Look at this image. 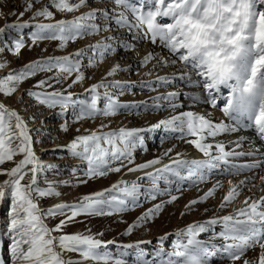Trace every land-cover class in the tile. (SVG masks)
Returning a JSON list of instances; mask_svg holds the SVG:
<instances>
[{"label":"snow or ice","instance_id":"1","mask_svg":"<svg viewBox=\"0 0 264 264\" xmlns=\"http://www.w3.org/2000/svg\"><path fill=\"white\" fill-rule=\"evenodd\" d=\"M110 7L91 9L72 19L56 21V13L66 14L79 12L89 6V0H24V10L19 12L14 23L0 27V52L5 50V36L12 41L15 54L19 55L25 47L22 30L35 27L30 40L33 45L41 41H57L59 49L75 43L86 36H94L110 32L114 23L117 30L130 34L137 43L147 42L159 45L167 55H158L148 51L140 60L141 67H147L155 61L146 75L159 67H176L178 71L171 76L157 75L148 85L155 90L156 85H170L174 80L200 88L206 95L203 102L220 111L231 124L223 121L214 122L209 116L193 111L176 113L182 104L177 103L180 93L169 91L155 96L151 105L143 103V107H151L153 111L163 106L171 108L173 114L161 119L148 128H119L104 132L106 124L87 135H76L65 147L72 157L86 162L84 175L87 180L103 178L109 173H119L127 169L129 173L144 172L131 183L120 181L110 188L92 194L83 195L73 203H56L42 209L38 203L43 198H58L60 185L68 186L66 180H47L46 187H41L38 179L46 170L59 174L54 165L45 166L32 148V137L23 118L15 111L0 103V165L13 161L17 155L23 158L9 170L0 169V175L9 179L0 184V202L7 197L11 199V210L8 219L0 230V235L8 238V251L13 264H129L127 253L99 251L108 245H116L114 240L104 241L96 238L103 232L85 235L83 233L68 234L64 229L78 223L79 217H103L122 215L134 211L148 200H156L158 196L170 195L166 203L178 199L161 189L160 181L171 185L173 178L180 181H191L197 186L206 180L204 170L226 166L225 171L231 175H239L242 171L260 168L259 161L236 164L230 158L255 156L259 149L253 151H237L244 142L243 137L235 142L232 150H226L223 143H208L209 138L218 135L235 133L241 129H251L264 141V0H106ZM41 5L36 8V5ZM35 11L33 12V9ZM32 12L31 20L43 18L54 23L23 22L25 13ZM16 15L15 12L12 13ZM102 20L103 24L93 21ZM163 21V22H162ZM17 33L16 37L11 35ZM115 42V43H114ZM117 47L126 51H135L136 45L128 39L106 36L104 40L77 50L71 55L48 57L36 60L23 68L8 73L0 78V94L12 96L18 86L39 73L54 75L38 80L34 89L27 91L39 105L48 109L59 108L63 117L71 110L76 122L94 120L98 117L116 116L122 109L141 107L120 103L110 89H120L125 85L116 81L106 83V77L114 76L121 71L119 64L112 66L100 82L85 89V98L75 99L69 89L82 84L85 79L83 68H95L116 52ZM86 59V63L84 60ZM6 67L0 63V69ZM66 87H63L65 82ZM56 85H61L57 88ZM51 89V90H49ZM227 89V96L222 95ZM103 90V92H101ZM193 102L201 100L200 94L189 97ZM223 100V106L219 101ZM162 129L165 133L179 135L176 139L184 140L203 154L205 159L187 160L172 159L171 164L161 168V159H152L136 164L134 153L143 148L142 133ZM69 125L62 124L61 131L67 132ZM80 130L77 128L76 130ZM189 137H195L189 139ZM164 138H162L163 140ZM18 142V143H17ZM15 144V147L13 145ZM215 149V153L212 149ZM172 152L169 148L164 155ZM178 156L182 154H177ZM30 166V167H29ZM155 169L154 171H147ZM186 171V175L183 173ZM75 174L76 169H72ZM28 177V182L21 181ZM81 180L80 183H87ZM147 180L150 184L142 188L139 181ZM264 184V176L260 177ZM247 180H240L233 185L229 181V190L219 205L221 211L226 209L243 191ZM223 185L218 181L199 199L192 200L186 209L206 202L213 197ZM245 199L246 207L234 213L213 216L203 223L189 225L178 231L172 250L167 251L165 241L167 235L159 238L158 244L151 251L141 250L131 264H212L214 260H226L229 264H264V197L259 200ZM165 204L157 203L142 215L128 224L124 235H131L135 229L152 221L163 210ZM52 227L47 221L57 220ZM123 222V221H122ZM220 230L216 231V226ZM90 232L91 230L88 229ZM59 233V235H56ZM208 233L206 239L201 234ZM182 238V239H181ZM221 241V243H217ZM143 241L136 245H117L118 248H139ZM148 243H151L150 241ZM2 244V242H0ZM259 248L256 258H245L250 250ZM65 253H76L81 259L65 258ZM0 264H4L0 260Z\"/></svg>","mask_w":264,"mask_h":264},{"label":"rangeland","instance_id":"2","mask_svg":"<svg viewBox=\"0 0 264 264\" xmlns=\"http://www.w3.org/2000/svg\"><path fill=\"white\" fill-rule=\"evenodd\" d=\"M73 2H78V0H73ZM135 2V0H134ZM24 0H0V27L5 26L8 23H14L18 19L19 12L24 10ZM106 7H110L106 1L101 0H89V6L82 8L79 12L74 13H66L65 17H61L58 15V20L61 19H72L75 16L82 15L90 11L91 9H104ZM8 11V12H7ZM15 12L16 15L12 13ZM32 12L25 13L24 18H27V21L31 24L35 25L36 23H45L43 18L38 20H31ZM61 18V19H60ZM96 23L103 24L102 20L93 21ZM163 22V21H162ZM112 30L110 32H103L94 36H86L83 39H78L77 41L83 40L87 43V48L91 44H95L98 41L104 40L106 36L112 35L121 39H128L133 44L136 45L135 51H126L117 47L118 52H122L124 55L112 54L106 57L103 61L107 66H114L116 64L120 65L121 71H118L114 76L107 77L105 82L112 83L119 81L123 85H125V89L123 90V94H121L120 89H110L111 92L119 93L120 98L118 99L120 103L129 104V105H141L139 109L137 107H131L128 109H122L115 117L129 115L130 118L141 120L142 117H147L150 120L158 117L161 112H165L169 107L167 105L163 106L160 110L153 111L151 107L145 109L143 107V103L147 102L151 105V101L155 96L164 94L169 91L179 92L181 95L177 101V103L182 104L183 108H188L190 110V98L188 95V91L186 87H184L183 82L173 81L170 85H156L155 90H151L148 85L151 84L157 75L159 76H171L172 73L166 69L165 67H159L155 71L152 72V75H146L149 69L152 68L154 63H150L147 67H141L140 62L134 66H128L129 59L134 56L142 58L143 55L146 54V43L147 42H139L137 43L134 39L131 38L130 34H125L123 30H117L115 24L113 23L111 26ZM35 27H30L22 30L21 35L24 38L25 47L21 49L19 55L15 54L14 45L12 41L8 40L7 35L5 36V50L0 52V63L6 65L3 69H0V78L5 77L8 73L14 72L20 68H23L25 65L32 63L36 60L46 59L48 57H62L65 55H71L72 51L70 46H67L64 49L56 48L53 50V45L58 44L57 41H41L36 45H33L30 40L31 32L35 31ZM11 35L13 37L17 36V33L12 32ZM115 43V42H114ZM153 50H162V47L158 44L152 45L148 43ZM53 48V49H52ZM53 50L50 55L48 54V50ZM37 52H33V51ZM121 50V51H120ZM127 55V56H126ZM131 57V58H130ZM128 61V62H127ZM86 63V59L84 60ZM90 68H83V71H87ZM53 75V73H39L37 76L29 78L24 81L22 84L18 86L17 91L10 97H5L0 94V103L5 104V106L11 110H15L27 124L30 132V136L32 137V148L36 153L39 160L45 165H54L59 169V174L56 175L52 170H46L42 176L38 179L39 185L43 188L46 187L45 177L47 180H66L69 181L68 186L60 185L58 191L61 192V196L58 198H43L38 201L40 207L42 209H47L56 203H73L76 202L83 195L92 194L98 191H102L106 188H110L112 184L119 183L120 181H127L131 183L132 181H136L137 178L142 176L139 174L137 177L131 179H125L126 175L129 173L127 169H122L119 173H109L107 176L103 178H94L92 180H87V177L84 175L86 171V162L79 160L78 158H74L67 151L66 145L69 144V141L65 139L61 126L65 122L69 123L72 121L73 116L71 110L65 113L63 117L59 115L58 108L56 109H48L45 106L39 105L33 98L27 95V91H38V89H34L33 85L40 79L47 78L48 76ZM98 81L90 82V86L98 83ZM51 90V89H49ZM73 92V91H71ZM103 92V90H101ZM75 94V99H81L82 94L79 92H73ZM203 93V92H202ZM206 93H203L205 96ZM223 95V93H222ZM220 106H223V100L221 99L219 102ZM208 105V106H207ZM204 107L195 108L197 106H193L195 108L193 112L198 114H202L205 116L212 117H223L226 120V117L221 115L222 113L217 109H213L207 104ZM190 107V108H189ZM213 114V115H212ZM217 115V116H215ZM220 115V116H218ZM105 117H98L94 120H83L79 121V127L75 128V123L73 119L72 127L74 130L72 131V139L76 135H87L91 131H96L99 129L103 119ZM82 123V124H81ZM113 125L107 126L103 129L104 132H109ZM77 128L80 130L77 132ZM156 131L160 132L161 129H157ZM164 132V131H163ZM165 133V132H164ZM175 134H169L175 141L183 143L182 140L176 139L178 136ZM160 139L162 137L160 136ZM159 139V141H160ZM169 140L166 138L162 143L158 142V139L151 138L150 140H144V144L148 146L152 143L154 146L158 147V145L164 144V142H168ZM18 143V142H17ZM15 147V144L13 145ZM197 153H190L191 160H194ZM22 157V155H17L13 158L11 162H5L3 165H0V169L9 170L11 169L16 160ZM189 159V158H188ZM190 160V159H189ZM136 163V160H135ZM172 159H168L161 166H157V168L163 167L165 164H171ZM30 167V166H29ZM75 168L76 172L73 174L72 169ZM155 169H150L149 171H154ZM186 173V172H185ZM204 174L209 177H215L216 174L219 178H221L223 173L219 168L212 170H204ZM3 175H0V178ZM228 178V179H227ZM28 177H25L22 184H26L28 182ZM81 180H87V183H80ZM222 183V187H220L217 191H221L223 187L226 188V194L229 190V181L232 182L233 185L238 184L240 180H247V178L243 175L238 177H226ZM173 183L171 185H167L161 180L160 187L162 190L166 192H170L171 195L180 194V197H183L185 194L192 191L194 188L198 187L193 186L190 181H180L173 178ZM247 185L243 188V191L226 209L223 211L220 210L219 205L216 208V201L210 197L206 202L200 203L197 205H193L191 210L184 211L181 210V206L173 203H166L169 200L170 195H161L158 196L156 200H148L142 204V206L137 207L134 211L125 212L122 215H113V216H103V217H79L78 223H74L69 225L64 229L65 233L75 234V233H83L85 235L96 234L99 232H103L104 235L97 236L96 238L102 239L104 241L114 240L116 245H108V247L102 248L99 251L101 254L104 252H112L117 253L119 251H124L127 253L126 259L131 264L132 260L141 250L151 251L154 247L157 246L159 238L161 236L167 235L168 239L165 241V247L167 251L172 250V245L175 243L177 237L176 233L182 229L187 228L189 225L203 223L213 216L219 215H227L234 213L237 209L246 207L243 203L245 199H249V202L252 200H259L261 197H264V185H259L254 183L253 181L247 180ZM141 183L142 188H147L150 186L147 180L139 181ZM214 182L211 181V183ZM227 183V184H226ZM201 185V184H200ZM157 203H164L165 206L163 210L156 216V218L152 221H149L143 224L140 228L134 230L131 235H124L125 229L128 224H131L136 220L137 217L142 215L147 209L153 207ZM207 207V209H203V207ZM170 208H173L171 211ZM202 208L201 213L198 215L199 209ZM11 210V199L7 197L3 202H0V230H3V227L8 219V213ZM57 220H49L47 221L49 227H52ZM123 221V222H122ZM88 229L91 231L89 232ZM220 230V226H216V231ZM56 235H59L57 233ZM209 234H201V239L207 238ZM182 239V238H181ZM143 241L144 243L140 244L139 248L133 247L130 249H122L118 248L117 245H127L132 244L136 245L138 242ZM151 243H148V242ZM0 260L4 262V264H13L11 255L8 251V244L10 241L4 235H0ZM217 243H221V241H217ZM65 258H71L72 260H80L81 257L76 253H65ZM86 264H94V262L89 261ZM212 264H229L226 260H214ZM239 264V262H237Z\"/></svg>","mask_w":264,"mask_h":264},{"label":"bare ground","instance_id":"3","mask_svg":"<svg viewBox=\"0 0 264 264\" xmlns=\"http://www.w3.org/2000/svg\"><path fill=\"white\" fill-rule=\"evenodd\" d=\"M101 1H106V0H101ZM44 3H47V0H44ZM40 6L41 5L37 4L36 8H39ZM34 11H35V8L33 9V12ZM58 15H61V17L66 18L65 17L66 14L56 13V16H55V20L56 21H58V17H59ZM27 20H28L27 18L23 19V21H27ZM43 21L45 23H54L55 22V21H49V20H45V19ZM57 46H58V44L53 45L54 49L53 48L52 49L56 50V48H58ZM68 46H70L72 54H73L77 50L86 47L87 43L84 42L83 40H80V41H76L75 43H71L70 42L68 44ZM145 48H146L147 52L148 51H155L158 55H167L166 50H163V51L162 50H157V49L155 50V48L153 50V47L151 48V46L148 43H146V47ZM53 50L49 49L47 55H50ZM33 52H37V50L36 51L34 50ZM114 54L124 55V54H122V52H118L117 50H116V52ZM140 60H141L140 57L134 56L133 58L129 59V62L127 61L128 62L127 64H128V66H134L137 63H139ZM151 63H155V61H153ZM110 68L111 67L107 66L105 63H101L99 66H97L95 68H90L89 70L84 71L85 76H86L85 81L82 84L75 85L72 89H69V91L79 92V94H82V92H84L85 89L90 87V82L98 81V80L100 82V80L103 77H106V73H107V71ZM165 68L168 69L172 74L178 71V66H176V67H165ZM53 75H54V72H53ZM174 81L179 82V80H174ZM70 82H71L70 80L65 82L63 87H66L67 83H70ZM180 82H182V81H180ZM184 85H185L184 87H186V90L189 92L188 93L189 97L192 96V95H195V94H200L201 95V100L198 101V102H193L190 99V105H192V106H190L191 108L189 107L190 110H188V108L186 109V108L180 107V108H177L175 110L176 113H179V112H182V111H193L195 108L204 107V106L207 105L206 103L203 102V97L204 96H203V93H202L200 88H196V87H193L191 85H186L185 83H184ZM56 87L60 88L61 85H56ZM222 93H228V90L227 89H222ZM82 95H83L82 98H85V93L82 94ZM115 95L117 96L118 99H121L119 97L120 96L119 93L115 92ZM193 106H197V107L193 108ZM138 109H139V107H138ZM58 111H60L59 108H58ZM172 114H173V111H172L171 108H169L165 112H161L158 117L156 116L155 119H151V120L149 118H147V117H142L141 120H138V118L132 120L129 115H125V116H119V117L113 116V117L104 118L101 124H106L107 126H110V124L113 125L111 127L110 131H115V130H118L119 128H122V127L123 128H127V129L148 128L150 125L157 123L161 119L168 118ZM221 115H223V114H221ZM215 116H217V115H215ZM218 116H220V115H218ZM71 118H73V116ZM210 119H212L214 122L223 121V122L229 123V124L232 123V121H229L227 118H226V120H224L222 116L221 117H216V118L212 117ZM72 121H73V119H72ZM72 121L68 123L69 130L67 132L62 131L65 139L68 140L69 143L72 140V131L74 130V127H72V124H73ZM74 125H75V128L80 126V124L78 122H76ZM243 132H244V129H241V130H239V131H237L235 133L221 134V135H218L215 139L209 138V140L206 141V142L212 143V144L223 143L226 146V150H232L235 147V142L239 141L240 138L243 137V138H245L244 142H243V144H242V146L240 148L236 149L237 151L248 152V151H253L255 149H259V152L255 156H252V157L245 156V157L230 158V159L232 160L233 163H236V164L254 163V162L259 161L262 166L260 168L253 169L251 171H248V170L242 171L239 175H231L228 171L224 170V168L226 166L221 165V167L219 168L220 171L223 173L222 174L223 176L221 178H219L217 176V174H216L215 177H212V176L209 177V176L206 175L207 178H206V180L204 182L200 183L201 185L199 184L198 187L194 188L192 191H190L189 193L185 194L183 197H180L179 193L175 194L174 196L178 197V199L176 201H174V203L176 204L175 205L176 208H177V205H183V206H181L180 209L184 210V211H187V209L185 207L186 205H188L194 199H199L209 189L213 188V186L216 185L218 181L221 184L224 183V181H225L224 179L227 176L228 177L229 176L230 177H238V176H241V175L243 176L244 175L247 178V180L253 181L254 183H257V184L262 185V186L264 185V184H261V181H260V177L264 176V146H262L256 140L255 135L253 133L248 132V131L244 132V133ZM250 134H252V136ZM142 135L144 137V140L145 139L146 140H150L151 138H154V139H158V142H161V141L163 142L167 138L169 141L168 142H164V144H161L162 143L161 142L158 145V147H156L152 143H150L148 146H146L144 144L143 148H138L136 150V152L134 153L136 164L145 163V162H147L149 160L157 159V158L161 159V161H162L161 164H163V162L166 163V161L168 159H170V158L171 159L176 158V159H187V160L190 159L191 160L190 153H197V155L194 158V160L205 159L203 154L200 153L199 151H197L192 145L186 143L184 140H182L183 143L175 141L168 133H164L163 130L160 131V132H158L156 130L155 131H151V132H144V133H142ZM176 135H179V134L177 133ZM160 136L162 138H164V139L163 140L160 139ZM194 138L195 137H189V139H194ZM159 139H160V141H159ZM169 148L172 149V152L168 156H165L164 153ZM212 151L215 153V149L214 148L212 149ZM178 153L182 154V155L178 156L177 155ZM22 158H23V156L18 158L16 160L14 166ZM161 164H158L155 167H157L159 165L161 166ZM149 170L150 169H148L147 171H149ZM185 172L183 173L184 175L187 174ZM139 174H142L141 177L144 176V172L128 173L126 175L125 179L129 180L131 178L137 177ZM7 179H9V177L6 176V175H3L0 178V184H2ZM213 179H214V182L211 183V181H213ZM227 181L228 180H226L225 182H227ZM191 183L192 182L190 181V184ZM225 195H226V188L225 187H223L221 191H216L215 195L212 197L216 201V208L218 207V204H220L222 202L223 197ZM170 198H171V196H169V200H170ZM170 209H171V211H173V208H170ZM203 209H207V207L205 206V207H203ZM201 211H202V208L199 209L198 215L201 213ZM259 251L260 250H259L258 247L256 249H254V250H250V251H248L246 253L245 258H247L249 260H252V259L257 257ZM239 264H240V262H239Z\"/></svg>","mask_w":264,"mask_h":264}]
</instances>
